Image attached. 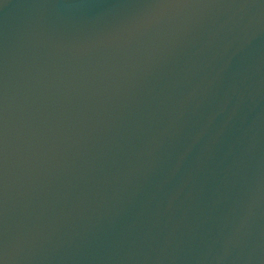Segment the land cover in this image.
I'll list each match as a JSON object with an SVG mask.
<instances>
[{"label":"water","instance_id":"obj_1","mask_svg":"<svg viewBox=\"0 0 264 264\" xmlns=\"http://www.w3.org/2000/svg\"><path fill=\"white\" fill-rule=\"evenodd\" d=\"M99 0H0V113Z\"/></svg>","mask_w":264,"mask_h":264}]
</instances>
